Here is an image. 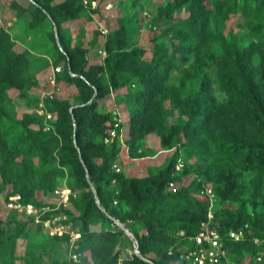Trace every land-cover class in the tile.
<instances>
[{
	"label": "rangeland",
	"instance_id": "374dc122",
	"mask_svg": "<svg viewBox=\"0 0 264 264\" xmlns=\"http://www.w3.org/2000/svg\"><path fill=\"white\" fill-rule=\"evenodd\" d=\"M41 1L0 0V264H141L117 221L161 264L207 229L203 264H264V0H75L61 31Z\"/></svg>",
	"mask_w": 264,
	"mask_h": 264
},
{
	"label": "trees",
	"instance_id": "16d2710c",
	"mask_svg": "<svg viewBox=\"0 0 264 264\" xmlns=\"http://www.w3.org/2000/svg\"><path fill=\"white\" fill-rule=\"evenodd\" d=\"M50 1L51 0H42L41 2L38 3V6H35L34 4H32V6L36 10L40 11L43 16L53 18L54 25L56 27H58V29L61 31L62 23L72 19L73 2L75 0H65L63 3L55 6V8H53V9L50 8V5H49L51 3ZM256 9H257V7H256ZM55 14L58 15V19L57 18L55 19V16H54ZM134 26L135 25H133L132 27H125V26L119 27V28L111 31L109 33V37L111 39H113L114 41H116L120 46L124 47L125 46L123 43L124 36L128 37V38H132L134 36V34L136 33V27H134ZM0 33H1V31H0ZM187 41L189 43H191L193 46H197L199 44L198 37H196L194 35L188 37ZM75 77L77 79L80 78V76L78 74ZM111 85H112V88L116 87L115 86L116 84L113 80L111 82ZM86 165L89 166L87 161H86ZM90 178H91V183L90 182H88V183L93 184V178L91 176H90ZM94 188L96 189V194L99 195V191H98L97 187L94 186ZM22 197H23L24 201L27 203V200L25 199V197L23 195H22ZM91 198H95V194L93 193V191H91ZM158 199H159V193H158V191H156L155 194L149 200V202L141 205L138 208V212H137L138 222H140V223L143 222V220H144L143 218L145 216V213L147 212V210L151 209V207H153L157 203ZM8 214L12 215L13 217H17L15 214H10V213H8ZM120 222L122 224H124L122 221H120ZM124 226L126 229L130 230L132 237H128L123 230H122V233L127 238L131 239V243L133 245L135 244V242H137V244H138L140 255L144 258V260L140 261L141 264H151V263L161 264V263L155 261L153 257L149 256L150 252H154V250H155L154 247L159 244L158 233L156 231L155 232L152 231L147 236L141 238L132 226H130L128 224H124ZM138 259H139V257H138ZM109 260H110L109 264L114 263L112 258ZM145 260H148L151 263H149Z\"/></svg>",
	"mask_w": 264,
	"mask_h": 264
},
{
	"label": "built area",
	"instance_id": "2783aa9c",
	"mask_svg": "<svg viewBox=\"0 0 264 264\" xmlns=\"http://www.w3.org/2000/svg\"><path fill=\"white\" fill-rule=\"evenodd\" d=\"M87 3V0H84ZM5 208L7 213L15 214L16 216H25L27 218H35L37 215L36 209L32 204L26 203L20 194H12L8 196L5 203ZM231 238L239 240V235L237 233H231ZM195 244L197 250H199V255L197 252L192 253V255L197 256V261L200 264L205 262V253L206 249H213L218 252V254L223 253V242L217 233L213 229H207L205 232L198 234L195 237ZM135 253L139 255V247L137 242L134 244Z\"/></svg>",
	"mask_w": 264,
	"mask_h": 264
},
{
	"label": "water",
	"instance_id": "95a60500",
	"mask_svg": "<svg viewBox=\"0 0 264 264\" xmlns=\"http://www.w3.org/2000/svg\"><path fill=\"white\" fill-rule=\"evenodd\" d=\"M57 38H58V35H57ZM87 180H88V182H90V183H91V178H90V176H89V175L87 176ZM92 190H93V193L95 194V197H96V196H97V194H96V189L94 188V186H92ZM117 224H118L119 226H121V227H122V230L125 232V234H127V236H129V237H132V236H131V232H130V230L126 229V228H125V226H124V225H122V223H121V222H118V221H117ZM139 255H140V253H139ZM145 261H147V262L151 263V262H150V261H148V260H145ZM151 264H153V263H151Z\"/></svg>",
	"mask_w": 264,
	"mask_h": 264
}]
</instances>
